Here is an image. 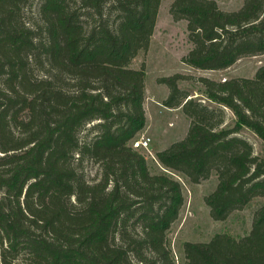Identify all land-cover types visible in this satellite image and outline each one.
<instances>
[{
	"label": "trees",
	"instance_id": "1",
	"mask_svg": "<svg viewBox=\"0 0 264 264\" xmlns=\"http://www.w3.org/2000/svg\"><path fill=\"white\" fill-rule=\"evenodd\" d=\"M0 0V264H176L168 232L184 205L182 185L152 173L133 147L145 129V67L132 63L151 44L162 0ZM187 22L186 65L220 71L264 54V0L237 11L216 0H174ZM167 108L190 121L184 139L157 152L167 170L192 184L217 176L205 197L225 221L264 200V158L239 136L264 141V66L253 77H200L206 99L179 83ZM223 107L236 124L223 128ZM86 132V133H85ZM85 160L99 164L89 182ZM184 264H264V202L249 234L217 233L184 242Z\"/></svg>",
	"mask_w": 264,
	"mask_h": 264
},
{
	"label": "rangeland",
	"instance_id": "2",
	"mask_svg": "<svg viewBox=\"0 0 264 264\" xmlns=\"http://www.w3.org/2000/svg\"><path fill=\"white\" fill-rule=\"evenodd\" d=\"M41 0H34L26 10V17L34 20ZM174 0H162L159 15L155 26L151 44L147 52H140L132 63L134 69L145 67V109L146 127L139 135L149 137L151 143L149 150H141L146 156L152 173H167L180 182L183 189L184 205L179 218L174 222L168 232L172 252L176 264H184L183 243L190 241L195 243L208 242L217 233H229L236 238H241L250 233L255 211L263 204L261 198L254 199L246 208L236 210L225 221H215L206 205L205 197L208 196L217 185V176L214 173L208 180L199 184H192L184 177L165 169L158 161L156 154L168 148L172 143L181 141L188 133L190 121L179 108H167L163 105L168 97L169 89L158 81L160 78L175 74H183L192 77L182 80L179 85L188 90L191 97L202 100L212 107H217L205 97L200 82V77L214 80H226L239 77H253L256 71L264 66V54L245 57L228 69L220 71L199 70L182 62V58L189 52L192 45L189 42L187 22L175 21L170 14V7ZM225 11H237L242 8L244 0H216ZM37 18V17H36ZM225 119L223 128H230L236 124L234 113L223 107ZM86 133V132H85ZM239 136L246 139L254 147L255 154L264 158V141L254 132L243 128ZM85 178L91 182L100 177L99 164L85 160L81 167Z\"/></svg>",
	"mask_w": 264,
	"mask_h": 264
},
{
	"label": "built area",
	"instance_id": "3",
	"mask_svg": "<svg viewBox=\"0 0 264 264\" xmlns=\"http://www.w3.org/2000/svg\"><path fill=\"white\" fill-rule=\"evenodd\" d=\"M151 139L149 137L140 136L133 141V147L140 150H149Z\"/></svg>",
	"mask_w": 264,
	"mask_h": 264
},
{
	"label": "crops",
	"instance_id": "4",
	"mask_svg": "<svg viewBox=\"0 0 264 264\" xmlns=\"http://www.w3.org/2000/svg\"><path fill=\"white\" fill-rule=\"evenodd\" d=\"M165 100V99H164ZM144 132V130L141 132V134ZM141 134H139V135H141Z\"/></svg>",
	"mask_w": 264,
	"mask_h": 264
}]
</instances>
